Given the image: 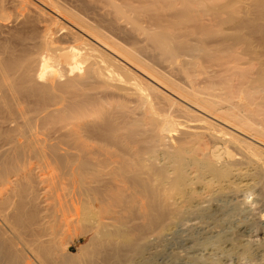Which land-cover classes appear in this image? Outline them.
Masks as SVG:
<instances>
[{
	"label": "bare ground",
	"instance_id": "obj_1",
	"mask_svg": "<svg viewBox=\"0 0 264 264\" xmlns=\"http://www.w3.org/2000/svg\"><path fill=\"white\" fill-rule=\"evenodd\" d=\"M178 225L264 264V0H0V264H150Z\"/></svg>",
	"mask_w": 264,
	"mask_h": 264
},
{
	"label": "rangeland",
	"instance_id": "obj_2",
	"mask_svg": "<svg viewBox=\"0 0 264 264\" xmlns=\"http://www.w3.org/2000/svg\"><path fill=\"white\" fill-rule=\"evenodd\" d=\"M178 226H180V225H178ZM182 226L183 225H181L180 227L176 226L175 228L172 229L173 231L172 230L169 232L167 231L165 234V237H164L165 239L163 240V242L161 244L155 245V247L151 250V253L154 254L155 256L152 257L154 259L152 260V262L150 264H209L203 260L205 258V255H206L204 250H206V249L201 247V250L199 249L200 251L198 250L199 251L198 252V251H196L197 248L196 249L192 248L193 247L192 246L193 238H198V240L199 239L201 240L202 236H204L203 233H205V232H202V228H198V229L196 228L197 230L196 229L191 230V229H188V228H190L188 226H187L188 228L185 225H184V227H182ZM194 230H196V231H194ZM256 231L257 230H253V232L255 234L252 232L251 236L249 237L250 238L249 240H251L253 243L255 241L261 239V235L259 234V232L256 233ZM85 242H86V240H83L82 244ZM201 242H203V241H201ZM202 248L204 250H202ZM75 251H76V248H73V252H75ZM200 252H202V253H200ZM196 256L198 258L199 257L201 258V259L199 258L200 260L197 263H195L193 260H191L192 258L193 259L197 258ZM203 256H204V258H202ZM190 257H192V258H190ZM226 261H225V264H239V263L240 264H250L248 261L246 262V260H243L244 263H242L241 261L240 262L236 261V260H234V261L228 260L227 262Z\"/></svg>",
	"mask_w": 264,
	"mask_h": 264
}]
</instances>
